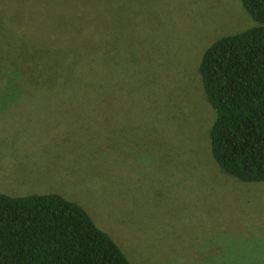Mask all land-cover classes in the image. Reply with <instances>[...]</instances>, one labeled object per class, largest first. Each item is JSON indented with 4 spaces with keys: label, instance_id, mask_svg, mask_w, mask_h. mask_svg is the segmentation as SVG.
<instances>
[{
    "label": "rangeland",
    "instance_id": "obj_1",
    "mask_svg": "<svg viewBox=\"0 0 264 264\" xmlns=\"http://www.w3.org/2000/svg\"><path fill=\"white\" fill-rule=\"evenodd\" d=\"M253 24L239 0H0V192L78 202L131 264H264V181L219 168L198 72Z\"/></svg>",
    "mask_w": 264,
    "mask_h": 264
},
{
    "label": "trees",
    "instance_id": "obj_2",
    "mask_svg": "<svg viewBox=\"0 0 264 264\" xmlns=\"http://www.w3.org/2000/svg\"><path fill=\"white\" fill-rule=\"evenodd\" d=\"M239 2L254 24L215 39L198 72L216 113L209 129L213 158L229 176L263 182L264 0ZM100 54L88 57L90 66ZM0 264L131 263L78 202L59 193L0 192Z\"/></svg>",
    "mask_w": 264,
    "mask_h": 264
}]
</instances>
